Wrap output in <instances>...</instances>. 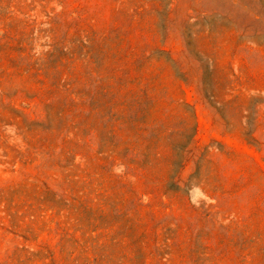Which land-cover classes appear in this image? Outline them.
<instances>
[{
	"label": "rangeland",
	"instance_id": "rangeland-1",
	"mask_svg": "<svg viewBox=\"0 0 264 264\" xmlns=\"http://www.w3.org/2000/svg\"><path fill=\"white\" fill-rule=\"evenodd\" d=\"M0 264H264V0H0Z\"/></svg>",
	"mask_w": 264,
	"mask_h": 264
}]
</instances>
